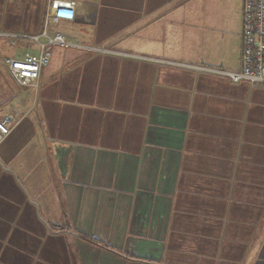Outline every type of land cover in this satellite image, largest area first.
Wrapping results in <instances>:
<instances>
[{"label":"crops","instance_id":"1","mask_svg":"<svg viewBox=\"0 0 264 264\" xmlns=\"http://www.w3.org/2000/svg\"><path fill=\"white\" fill-rule=\"evenodd\" d=\"M44 28L95 50L22 87ZM241 31L242 0H0V264H264V88L208 70Z\"/></svg>","mask_w":264,"mask_h":264},{"label":"built area","instance_id":"2","mask_svg":"<svg viewBox=\"0 0 264 264\" xmlns=\"http://www.w3.org/2000/svg\"><path fill=\"white\" fill-rule=\"evenodd\" d=\"M15 38H25L39 45V53H25L21 58H5L14 80L22 87L39 86L42 69L50 62L54 47L91 49L69 41L60 32L50 33L44 28L36 35H11ZM241 68L237 72L221 69H208L228 78L234 83L245 82L250 87L264 88V0H242V31H241ZM19 123V118L13 114L0 117V143Z\"/></svg>","mask_w":264,"mask_h":264},{"label":"rangeland","instance_id":"3","mask_svg":"<svg viewBox=\"0 0 264 264\" xmlns=\"http://www.w3.org/2000/svg\"><path fill=\"white\" fill-rule=\"evenodd\" d=\"M11 108H13L12 106H10Z\"/></svg>","mask_w":264,"mask_h":264}]
</instances>
